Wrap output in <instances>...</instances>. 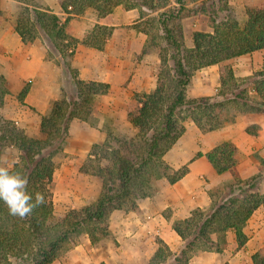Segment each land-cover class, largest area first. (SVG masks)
Instances as JSON below:
<instances>
[{
	"label": "trees",
	"instance_id": "obj_1",
	"mask_svg": "<svg viewBox=\"0 0 264 264\" xmlns=\"http://www.w3.org/2000/svg\"><path fill=\"white\" fill-rule=\"evenodd\" d=\"M18 1L25 5L15 22L16 31L24 42L42 39L48 57L55 58L61 67L63 85L61 98L42 116V137L29 136L0 112V167L6 147H15L18 160L10 170L27 177V191L33 196V202L37 193L45 197L43 204L24 217L10 215L0 201V264H51L66 244H75V239L83 233L88 234L96 247L114 243L109 229L111 214L115 210L139 212V201L154 195L157 181L168 169L164 156L186 131L187 119L210 131L223 127L239 113L264 111V67L252 77L257 97L251 98L244 83L236 78L232 63L242 54L264 49V3L247 0L241 18L227 11L222 18L219 12L215 13L213 30L196 31L192 46L185 43L181 29L160 19L156 44L161 67L156 86L149 92L136 93L137 106L128 112V120L137 128V133L131 137L108 134L102 145L93 146L81 171L102 180L99 197L64 215L57 214L53 175L68 155L65 147L71 122L74 119L91 121L98 96L110 91L108 83L79 79L77 69L72 67L70 59L78 39L66 31L71 14L81 15L91 7L102 17L120 4L126 8L139 7L141 12L145 7L153 12L159 8L154 4L148 6L142 0L134 3L62 0V8L68 13L63 20L50 9L36 7L34 0ZM160 16L163 18L166 13ZM109 35V27L97 24L84 42L102 50ZM213 64L220 66V92L216 96L188 98L187 89L194 72ZM0 79L1 108L7 88L4 79ZM27 91L25 88L18 95L21 101ZM208 158L219 173L231 172L234 181L210 190L212 206L209 209H196L189 218L174 222V230L184 240L177 256L161 242L148 264H161L170 257L172 264H188L190 257L200 250L221 251L228 230L235 231L240 246L246 243L247 221L264 205V193L259 190L261 178L255 175L240 179L234 170L237 147L232 142L219 144ZM185 172L186 168L179 169L169 177L170 182H176ZM253 260L254 264H264V256L259 252Z\"/></svg>",
	"mask_w": 264,
	"mask_h": 264
},
{
	"label": "crops",
	"instance_id": "obj_2",
	"mask_svg": "<svg viewBox=\"0 0 264 264\" xmlns=\"http://www.w3.org/2000/svg\"><path fill=\"white\" fill-rule=\"evenodd\" d=\"M62 0H34V5L50 9L63 20L68 16ZM264 3V0H254ZM25 4L18 0H0V78L7 92L1 114L15 121L33 137H42V116L51 111L62 92V72L48 60L47 48L41 38L24 42L15 29V22ZM67 33L78 39L70 59L78 78L110 84L108 93L99 95L98 109L91 121L74 119L69 129L65 152L68 154L55 169L54 205L64 210L80 208L94 202L100 195L102 180L81 171L95 144L102 145L115 128L131 137L137 133L128 120L132 95L155 88L161 67L159 53L143 54L146 34L138 24L144 19L139 7L117 5L100 17L94 8L81 15L71 14ZM110 29L104 49L84 42L94 27ZM193 42L188 43L192 46ZM143 54V55H142ZM236 78L256 98L253 75L264 67V49L242 54L233 59ZM28 82L30 83L28 85ZM27 88L23 101L18 95ZM222 88L220 66L213 64L197 69L187 89L188 98L216 96ZM137 103V102H136ZM234 113L232 112V115ZM186 131L168 150L164 159L166 175L157 183L152 196L139 201L140 211L115 210L110 216V230L115 242L95 247L89 236L62 252L51 264H148L161 242L177 256L184 240L174 230L175 221L189 218L196 209L212 206L210 190L234 181L231 172L219 173L208 158L214 148L229 141L237 147L234 170L240 179L261 175L260 192L264 193V111L239 113L223 127L204 131L193 120L185 121ZM185 174L172 183L169 177L179 169ZM248 239L239 245L234 230L226 232L221 251L200 250L188 264H254L256 253L264 254V205H260L244 228ZM214 239L217 236L213 235ZM173 259L161 264H172Z\"/></svg>",
	"mask_w": 264,
	"mask_h": 264
},
{
	"label": "rangeland",
	"instance_id": "obj_3",
	"mask_svg": "<svg viewBox=\"0 0 264 264\" xmlns=\"http://www.w3.org/2000/svg\"><path fill=\"white\" fill-rule=\"evenodd\" d=\"M128 1L134 3L135 0H128ZM142 1L144 3H147L148 6L154 4L157 5L159 8L158 10L153 12L150 11L147 7H145L144 10H142L141 12L144 19L138 24L140 28L143 30V32L146 34V42H145L143 54H153L154 56H156V54L159 53V47L156 44L159 41V38L156 36L160 34V28H159L160 19H166L167 24L169 26H176L178 27L179 30L181 29L185 43L188 45V43L193 42V36L196 31L203 30L206 32H210L213 30L212 29L213 18L215 13L219 12L220 18L224 17V15L227 12L233 13L235 15H239L238 17L241 18V11L244 9L247 0H142ZM160 13H166V16H163V18H159L162 17L160 16ZM48 60H50V63L52 64L53 63L57 64L61 69L60 65L55 60V58L48 57ZM29 84L30 83L28 82V85ZM2 85H3L2 80L0 79V87ZM62 85H63V78H62ZM4 87L6 86L4 85ZM61 96H62V92H61ZM134 98H135V94L132 95V102L130 103L131 107H134L137 104ZM98 106H100L99 99L96 101L95 110L98 109ZM109 134L126 137L122 134H119L115 128L113 129L111 128ZM17 160H18V150L13 146L6 147L3 154L1 155V167H7L10 169L13 163H15ZM261 175L263 174L260 173L257 175L260 176L261 178L259 179V182L262 180ZM70 209L71 208L64 210L62 207L60 208L58 206H56L55 208L57 214L60 215H64ZM109 229H110V223H109ZM110 233L112 237H114V234H112L111 230ZM86 235L88 234L83 233L82 235L78 236L75 239L76 242L75 244L82 241ZM75 244L72 243L66 244L62 252L73 247ZM262 255L264 256V254Z\"/></svg>",
	"mask_w": 264,
	"mask_h": 264
},
{
	"label": "clouds",
	"instance_id": "obj_4",
	"mask_svg": "<svg viewBox=\"0 0 264 264\" xmlns=\"http://www.w3.org/2000/svg\"><path fill=\"white\" fill-rule=\"evenodd\" d=\"M27 186V177L7 167H0V201L7 206L10 215L24 217L45 202V197L39 193L33 202Z\"/></svg>",
	"mask_w": 264,
	"mask_h": 264
}]
</instances>
